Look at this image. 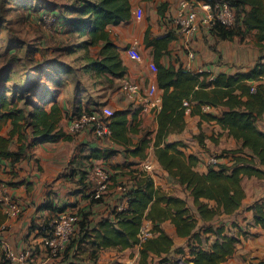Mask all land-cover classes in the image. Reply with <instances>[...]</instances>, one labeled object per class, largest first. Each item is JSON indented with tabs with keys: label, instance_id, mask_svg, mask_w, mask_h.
<instances>
[{
	"label": "trees",
	"instance_id": "trees-1",
	"mask_svg": "<svg viewBox=\"0 0 264 264\" xmlns=\"http://www.w3.org/2000/svg\"><path fill=\"white\" fill-rule=\"evenodd\" d=\"M229 1L236 10L235 25L231 28L217 25L211 31L221 39L228 40L256 31L257 46L263 52L252 68L233 74L221 72L208 80L209 72H191L182 66L177 69L174 66L166 67L160 58L174 36L167 34L151 38L148 28L145 44L153 47L158 87L163 90L162 107L156 113L158 129L155 138H149V132L137 143L132 141L129 133H138L139 128L138 123L129 127L127 109H117L107 117L112 140L123 145L127 151L130 146H134L131 150L134 156L145 158L146 149L153 142L159 163L171 180L189 191L195 211L186 198L164 191L150 176L143 174L130 189L131 198L127 210L119 211L114 206L111 214L90 230L92 235L87 230L81 231V240L89 239L95 248L93 256L100 249L112 247L124 250L139 246L140 264H148L151 254L159 257V261L169 263L163 256L171 253L175 242L162 227L165 221L174 224L179 237L194 239L189 249L195 264H222L235 253L237 244L241 242L239 236L226 234L224 225H199L198 219L210 222L218 215L234 214L246 197L243 177L264 179V131L257 126V120L264 118V84L260 82L264 78V0ZM80 15L87 17L86 20L80 19L78 26L80 33L89 37L86 45L101 44L98 57L87 58L88 67L85 70H91L97 77L106 76L113 82L121 81L127 73V67L119 46L110 36L109 26L131 19V1L85 0ZM9 80L0 84V160H9L14 166L27 155L28 150L40 143L71 139L72 135L60 125L61 121L65 117L70 120L87 110L80 109L69 114L65 105L56 100L57 95H54L51 103L45 99L41 104L26 100L28 94L36 88L31 85L33 83L26 85L22 94L16 95L13 92L8 97ZM185 101H188V105L184 104ZM204 106L222 108V114L217 116L207 112ZM188 109L191 115L200 116V124L202 121H216L229 136L241 143L238 148L228 150L233 155L232 164L212 165L201 172L198 170L200 159L186 150L187 145L183 141L166 142L170 134L185 129ZM137 111L134 121L137 120ZM9 124L11 127L4 134ZM197 138L200 144H204L202 133ZM211 139L217 142V139ZM14 140L19 144L16 151L10 149ZM115 151L111 150L109 154ZM93 156L102 157L107 154L98 150ZM93 199L97 201L101 198ZM248 209L254 211L255 224L264 228V197ZM62 211L64 209L57 213ZM144 220L152 223L153 236L141 241L139 234ZM39 228L45 235L51 226L47 223ZM209 233L216 238L209 248H205L203 244L209 238L204 235ZM73 235L64 255L76 240L75 232ZM177 252L184 251L178 248Z\"/></svg>",
	"mask_w": 264,
	"mask_h": 264
},
{
	"label": "crops",
	"instance_id": "crops-1",
	"mask_svg": "<svg viewBox=\"0 0 264 264\" xmlns=\"http://www.w3.org/2000/svg\"><path fill=\"white\" fill-rule=\"evenodd\" d=\"M132 5V17L127 22L109 26L110 36L121 50V57L127 67V73L121 80H130L141 85L143 92L149 85L157 82V68L153 47L145 44V35L150 28V37H160L173 34L167 51L161 56L160 62L166 66H174L176 69L184 67L191 72L204 69L216 75L221 72L236 73L245 72L254 66L263 51L257 46L256 31L246 33L241 39L238 36L233 40L221 39L211 30L203 27L197 34L187 36L182 34L171 23L178 3L181 0H130ZM161 12L158 11L159 6ZM164 10V11H163ZM250 36L252 42L249 43ZM135 44V45H134ZM132 45V46H131ZM129 46H131L130 49ZM190 52L194 53L191 58ZM190 63V68L187 64ZM153 67V69L151 68ZM159 88V87H158ZM161 98L163 90L159 88ZM108 114L117 109L129 111V127L139 128L138 133L130 132L129 136L134 143L147 134L149 138H155L158 129L156 113L160 110L143 111L139 109V103L131 102L124 92L112 93L107 104ZM207 112L221 115L222 108L204 106ZM138 110V111H137ZM136 111L137 120H133ZM185 117V129L180 133H172L166 138V142L183 141L190 153H194L199 159L198 170L204 172L216 157L217 164L233 163V155L217 157L226 149H235L240 142L228 135L227 131L216 121H201L200 116L191 115L189 109ZM69 118L65 117L60 125L66 128ZM152 123L151 128L149 124ZM257 126L264 131V118L257 120ZM6 128L4 129V131ZM4 134H7L4 132ZM202 133L204 144H200L197 136ZM71 139H59L40 143L27 151V155L14 166L9 160H0V181L8 185V193L17 199L21 206L18 216H9L0 204V264H20L10 261L5 256L7 246L17 254L27 253V258L32 264H140V247L135 246L120 250L118 248L100 249L96 256L92 255L93 245L89 239L82 238V232L96 227L97 224L111 214V211L122 199L123 186L118 182L124 178L133 177L134 182L139 181L143 174L150 176L157 186L164 191L186 198L189 206L195 211L193 198L189 191L181 184L174 182L168 176L167 171L159 163L153 146L146 149V157L141 158L131 153L134 146L127 151L123 145L115 143L111 135L98 136L94 130L86 128L71 134ZM215 137L218 141L213 142ZM19 144L14 140L11 150H18ZM100 150L107 156L95 157L93 153ZM111 150H116L109 154ZM133 157H137L133 160ZM212 165V164H211ZM101 166L111 174V180L100 200H94L93 190L96 186L94 168ZM125 171V172H124ZM113 172L117 175L114 177ZM120 172L125 173L124 176ZM129 173L130 175H127ZM242 185L246 197L242 206L234 214H222L216 216L210 222L199 219V225L212 223L214 226L224 225L226 234L239 236L241 242L237 244L235 253L222 264H246L253 259L264 264V228L255 224L254 211L248 207L264 197V179L245 176ZM171 188H174L172 191ZM62 212L85 214L77 215L76 240L73 241L66 255L54 258L44 244V233L39 226L51 223L58 216V210ZM163 229L173 238L175 245L170 254L176 253L180 259L187 260V264H195L192 261L189 244L194 239L179 237L176 228L170 221L162 223ZM208 239V247L214 242L215 235H204ZM183 249V253L177 249ZM156 255L151 254L148 264ZM175 263V262H174ZM173 263V264H174Z\"/></svg>",
	"mask_w": 264,
	"mask_h": 264
},
{
	"label": "rangeland",
	"instance_id": "rangeland-1",
	"mask_svg": "<svg viewBox=\"0 0 264 264\" xmlns=\"http://www.w3.org/2000/svg\"><path fill=\"white\" fill-rule=\"evenodd\" d=\"M84 1L0 0V84L10 79L8 97L13 92L22 94V89L33 83L31 85L36 88L26 100L41 104L45 99L51 103L57 95L56 100L65 105L69 114L84 109L98 112L102 117L108 115L110 95L120 91L121 81L113 82L106 76L97 77L91 70H85L87 58L98 57L101 44L86 45L89 37L78 29L80 19H87L80 15ZM162 7L159 6V12ZM42 16H48V21L40 22ZM245 37L246 34L241 39ZM247 42H252L251 36ZM10 127L9 124L4 132L7 133ZM228 150L215 155L228 157L231 155ZM211 164L216 166L217 163L211 162L208 167ZM116 175L113 172V176ZM131 181H134L133 177L124 178L118 185L131 187ZM80 212L79 217L85 215ZM163 258L173 264L180 257L174 252ZM155 260L158 261L159 257L156 256Z\"/></svg>",
	"mask_w": 264,
	"mask_h": 264
},
{
	"label": "built area",
	"instance_id": "built-area-1",
	"mask_svg": "<svg viewBox=\"0 0 264 264\" xmlns=\"http://www.w3.org/2000/svg\"><path fill=\"white\" fill-rule=\"evenodd\" d=\"M236 16V10L229 0H181L178 3L175 14L171 18V23L182 34L193 36L203 27H206L208 30H211L217 25H224L231 28L236 23ZM47 21L48 16H42L40 19V22ZM189 56L193 58L194 53L190 52ZM186 67L190 68V63H188ZM197 72L209 71L199 69ZM209 73L208 80H212L215 75L211 72ZM260 82L264 84V78ZM121 90L124 92L128 100L134 103H139L140 110L157 111L162 107V98L158 93L159 88L155 84L149 85L146 91L143 92L140 84L134 83L130 80H124L121 83ZM184 104L188 105V101H185ZM107 116L102 117L95 111H85L79 115L73 116L64 129L68 134H73L89 128L94 130L98 136H108L111 135V130ZM216 161L217 158L214 157L213 162ZM93 172L96 186L93 190L92 197L95 199L102 198L111 180V174L101 166H96ZM7 185L6 182L0 181V204L4 207L6 214L9 216H18L21 212L20 203L8 193ZM130 189L131 187L128 185H124L121 188L123 199L116 205L117 210H127L131 198ZM76 224L77 215L66 212L59 213L58 216L51 220V228L46 231L44 235V244L52 257H60L65 252L71 241L72 235L76 231ZM151 229L152 223L149 220H144L139 234L141 241L153 236ZM208 242H204L203 247L207 248ZM5 256L12 262L16 261L20 264H32L27 258V253L17 254L8 246L5 249ZM156 264L170 263L158 260ZM174 264H187V260L177 259ZM246 264L262 263L251 260L246 262Z\"/></svg>",
	"mask_w": 264,
	"mask_h": 264
}]
</instances>
